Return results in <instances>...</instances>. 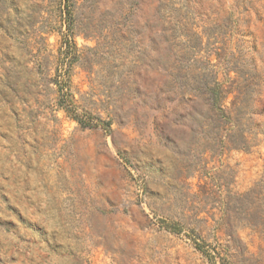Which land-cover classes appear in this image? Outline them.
<instances>
[{"label": "rangeland", "instance_id": "1", "mask_svg": "<svg viewBox=\"0 0 264 264\" xmlns=\"http://www.w3.org/2000/svg\"><path fill=\"white\" fill-rule=\"evenodd\" d=\"M0 264H264V0H0Z\"/></svg>", "mask_w": 264, "mask_h": 264}, {"label": "trees", "instance_id": "2", "mask_svg": "<svg viewBox=\"0 0 264 264\" xmlns=\"http://www.w3.org/2000/svg\"><path fill=\"white\" fill-rule=\"evenodd\" d=\"M230 23V22H229ZM234 25V30L236 34H240L238 26L240 24L238 23V19H235L232 21ZM228 28V27H227ZM230 28V26H229ZM226 29L225 25H222V31ZM227 30V29H226ZM225 31H223L222 34H224ZM63 58L65 60V63L63 64V70L64 73L61 77L60 86H59V92L63 93L64 89L66 87H63L64 81H67L69 74L66 73V71L71 66L68 61L71 58V55L68 53H65L63 55ZM233 58V57H232ZM227 64H230L229 62ZM235 64V63H234ZM231 67L230 65H227V67H230L231 69H234V71L239 74H244L245 72L239 69L237 65H234ZM219 72L218 67L216 65H213L209 60H207V64H205V67L203 69H200L197 73V79H194V81L187 84L186 92L191 95V97H200L201 99L205 100L207 102V105L209 109L220 119H222L223 122H234L238 126L242 122V120H246L247 115L251 112L248 107V102L241 98V92L238 90L236 94L232 93L231 87H227L224 85V83L219 79ZM230 94H233V98L230 100V104L227 105V100ZM60 108H62L68 116L74 118L79 124L84 126H92L91 121L81 119L78 115L75 114V111L71 110L73 106H71V103H67L68 101H60ZM74 109V108H73ZM75 114V115H73ZM107 128H109L108 124L105 125ZM173 232H179V229H172ZM195 246L197 250L204 255L208 260L211 262L213 261V257L211 254L208 253V251L205 249L204 246H200L199 244L195 243Z\"/></svg>", "mask_w": 264, "mask_h": 264}]
</instances>
